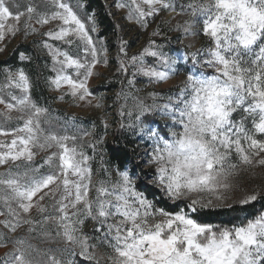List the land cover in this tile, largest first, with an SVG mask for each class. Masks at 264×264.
<instances>
[{
	"label": "snow or ice",
	"instance_id": "snow-or-ice-1",
	"mask_svg": "<svg viewBox=\"0 0 264 264\" xmlns=\"http://www.w3.org/2000/svg\"><path fill=\"white\" fill-rule=\"evenodd\" d=\"M112 7L145 31L160 20L137 54L129 56L118 36L116 72L131 76L116 94L128 119L120 126L146 145L143 174L132 159L110 169L103 136L86 140L95 124L85 129L33 94L42 82L60 101L103 107L89 87L97 66L109 63L95 12L84 0H0V54L22 35L42 37L33 45L48 57L35 77L0 67V264H264V185L233 197L241 176L264 169V0H113ZM171 32L183 45L175 54L166 50ZM190 37L206 43L185 44ZM18 58L34 62L28 51ZM181 74L166 103H156L164 94L155 90L151 104L136 94L138 76L163 85ZM153 114L166 130L145 123ZM137 180L151 181L174 210L139 191ZM256 203L259 210L227 225L200 219Z\"/></svg>",
	"mask_w": 264,
	"mask_h": 264
},
{
	"label": "rangeland",
	"instance_id": "rangeland-1",
	"mask_svg": "<svg viewBox=\"0 0 264 264\" xmlns=\"http://www.w3.org/2000/svg\"><path fill=\"white\" fill-rule=\"evenodd\" d=\"M105 2L107 3V5L110 9V12L113 14L114 19L122 27L123 34L125 36V40H127L129 42L131 41V42L135 43L137 46L136 49H133L129 52V56H131L133 54H137L148 43L149 38L151 36V33L157 28V25L160 23L159 18H157L155 22L151 23L150 26L148 27V29L145 31V30H142L134 22H129V21L124 19V16L126 15V12H127L126 9L117 10L116 8H113L112 7L113 0H105ZM162 15H164L165 19H171V17L175 16L176 14L171 13V14H162ZM96 19H97V22L99 25L97 15H96ZM177 19L180 20L183 18L177 17ZM100 32H101V28L99 25L98 35L100 34ZM167 35L171 38L170 43H172V46L166 50L171 51L173 54H175L176 49H178V48H180L181 50L183 49V45L176 39V37L179 35V33L171 32V33H167ZM41 38L42 37H29L27 40H25V38L22 35L17 36L15 39H12L8 43V47H7V50L5 51V53L0 54V60H4V59L8 58L15 49H17L21 45H23V46L25 45V46H30L32 48L33 53H31V54L34 56V62H38V64L42 65L43 61L47 60L48 57L46 55H44L42 52H40L38 49H36L33 45L34 40H39ZM155 39L157 40V42H161V40H162L161 37H155ZM105 41H106L107 49H108L107 56H108L109 63L107 66H104L103 64L98 65L96 71L99 73V76H94L89 81V87L93 91V93L97 96H103L104 97L103 107L95 108V107H88L85 105H81L80 107H76L73 105L71 100L65 99L64 101H60V100L56 99L55 97L58 95V93L49 91L43 85L44 88L48 91V94L51 96H54V99L50 102V106L53 109H56L59 114L65 116V117L75 116L76 118L79 117L81 119L93 120V121H90V123L82 122V126L85 129H91L92 125L95 124L94 132L96 130L97 124L103 125L102 121H105V120L108 123L107 129H109L111 131L114 130L115 129L114 122H115V120H117V115H119V109L116 110L115 106L117 105L118 101H120L121 104L123 103V101L116 99L115 93H112V94L102 93L100 95L97 94L98 88L102 84H104L107 81V79L110 76H112L114 74L115 70L117 69V66L114 63L117 52L111 51V46H110L108 39H105ZM189 42L195 43V46L197 48H199L200 46H202L206 43V38H203V37L191 38L190 37L184 41L185 44H187ZM37 57H38V59H36ZM34 62H32V63H34ZM147 62L150 64L153 63L152 58H147ZM27 63H29V62H27ZM43 74L46 75L47 73H43ZM183 79H184V76H183V74H181L180 76L173 78L172 80H170L169 82H167L163 85H153V84H149L147 82L146 78L138 76L136 78L135 88L140 89V91L138 93H146V92H149V90H152V91L153 90H155V91L171 90V89H174L173 86H178ZM128 88H126L125 90H128ZM166 102H167L166 96H164V95L160 98H157V100H156V103H158V104H163ZM94 103H95V101H94ZM115 114H117V115H115ZM153 115H154L155 121H153L151 123V126L166 130L165 129V125H166L165 119L158 114H153ZM120 119L124 120V122L127 124L128 119L126 117L125 118L120 117ZM110 138H111L110 134L107 135V137H105V139L103 141V147L105 146L106 142L110 140ZM92 139H93V136L86 138V140H92ZM145 147H146V145H145L144 141L139 139L138 140V149H139V155H138L139 159L138 160H139L140 164H142V162L140 161V155L145 151ZM103 151H104V159H105V161H107L109 168L110 169L115 168L114 166H112L108 162L107 152L105 150H103ZM141 169L144 171H150V169L142 167V166H141ZM0 170H2V169H0ZM113 178H115V173H113ZM139 183H141V182L139 180H137L136 186H138ZM150 183H151V181L148 182V184H150ZM257 184L264 185V169H262V168H256L252 171L251 174L243 175L240 177V186L233 193L234 199L242 197L244 195L245 190L250 191L253 188V186L257 185ZM137 189H138V187H137ZM92 228H93V224L91 222H89L85 226V231L91 233ZM34 243H35V241H34ZM5 251H6V249H0V256H2Z\"/></svg>",
	"mask_w": 264,
	"mask_h": 264
},
{
	"label": "trees",
	"instance_id": "trees-1",
	"mask_svg": "<svg viewBox=\"0 0 264 264\" xmlns=\"http://www.w3.org/2000/svg\"><path fill=\"white\" fill-rule=\"evenodd\" d=\"M84 3L86 4V12H95L97 15L99 25L101 28V32L99 34L100 37H103L104 39H108L111 51H116L118 53V36L122 37L125 40V36L123 34L122 27L118 24V22L114 19L113 14L108 15V12L110 11L107 3L105 0H84ZM107 5V7H106ZM128 47V55L129 52L133 49H136V44L133 42H129ZM172 46V43H167L166 49L170 48ZM180 49V48H178ZM21 51H28L29 54L33 53V50L30 46H19L17 49H15L11 55L4 59L0 60V67L4 66H11V67H24L27 71H29L34 77L36 74V65L38 62L34 63H27L22 62L18 58V53ZM139 51V50H138ZM134 55V54H133ZM115 57L114 63L117 66ZM129 73H131V69L129 70ZM130 74L128 76H121L117 74L116 70L112 76H110L107 81L102 84L98 90L97 94L100 95L102 93H115V96L118 92L121 91L122 88L126 89L128 88L127 80L130 79ZM120 81H123V84L120 83ZM172 92L170 93V90H163V91H157L160 93H163L164 96L167 97L168 94H173L174 89H171ZM152 90H149L151 92ZM136 93L140 97L144 98L145 102L148 104H151L153 101L150 97H148V93ZM34 96L40 100L41 103L47 102L50 105V102L54 99V96H51L48 94V91L44 88L43 83L41 82L34 88ZM121 103L118 101L117 105L115 106V109H120ZM117 113V112H116ZM117 115V114H115ZM77 120L84 122V123H90L89 119H81L77 118ZM124 122V120L120 119V116L117 115V120L114 122V130L107 129L106 134L104 126L101 124H97L96 130L93 134V139L95 137L103 136V141L107 135H111V138L109 141L106 142L105 146L102 148L107 152L108 156V162L114 166V167H121L125 165L126 161L129 159L135 160L137 162L138 168L137 171L143 174L144 171L141 169V164L139 162V149H138V140L139 137L137 135H134L132 132L126 130L125 128H121L120 124L121 122ZM155 121L154 115H149L147 119L145 120V123H152ZM125 123V122H124ZM126 124V123H125ZM129 168L132 166L129 165ZM139 191L144 192L150 199L154 197V199L158 202H160V206H164L172 209L171 204H166L161 202V198L159 194L155 193V190L149 187V184L145 183H139L138 184ZM182 207V206H181ZM261 207V203H256L254 206L247 207L246 210H241L240 208H236L235 210H230L227 208H221L217 210H212L208 212H204L200 214V219L208 220L213 223L217 224H224L227 225L230 222H235L237 217L243 216L246 214V212H252L254 210H259Z\"/></svg>",
	"mask_w": 264,
	"mask_h": 264
}]
</instances>
